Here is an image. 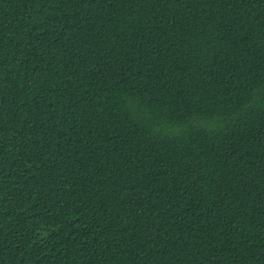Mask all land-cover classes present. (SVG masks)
Here are the masks:
<instances>
[{
    "label": "trees",
    "instance_id": "obj_1",
    "mask_svg": "<svg viewBox=\"0 0 264 264\" xmlns=\"http://www.w3.org/2000/svg\"><path fill=\"white\" fill-rule=\"evenodd\" d=\"M0 264H264V0H0Z\"/></svg>",
    "mask_w": 264,
    "mask_h": 264
}]
</instances>
